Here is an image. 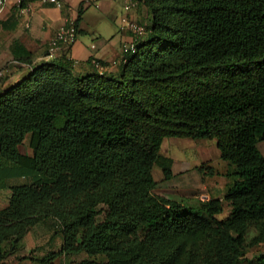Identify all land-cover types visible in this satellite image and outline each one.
<instances>
[{
    "label": "trees",
    "instance_id": "16d2710c",
    "mask_svg": "<svg viewBox=\"0 0 264 264\" xmlns=\"http://www.w3.org/2000/svg\"><path fill=\"white\" fill-rule=\"evenodd\" d=\"M140 6L151 23L116 75L76 73L70 46L33 65L14 43L15 60L33 66L0 91V190L11 191L0 264L50 218L63 245L34 264L82 254L80 264H243L264 243V0ZM169 137L217 140L238 178L228 217L217 218L221 199L188 206L155 193V165L173 177L160 154Z\"/></svg>",
    "mask_w": 264,
    "mask_h": 264
},
{
    "label": "crops",
    "instance_id": "0c3cea01",
    "mask_svg": "<svg viewBox=\"0 0 264 264\" xmlns=\"http://www.w3.org/2000/svg\"><path fill=\"white\" fill-rule=\"evenodd\" d=\"M118 1H123L125 4V0H62L65 8H58L54 4L38 0L22 8L17 5V0H8L0 15V91L18 82L31 70V66L43 60L56 32L62 26L77 19L82 2L85 11L79 26V33L76 41L70 45V56L75 61L76 73L84 75L99 71L111 75L118 74L125 55L124 46L133 39H138L124 27L122 19L126 16V12L117 15ZM93 5L96 8L94 12L90 11V6ZM143 12L146 13L147 22L150 21V14L142 6L131 12L132 19L142 23ZM83 35H87L92 41L90 47L80 42ZM16 42L22 46V49L17 52L18 55L24 56L25 50L28 51L33 65L15 60L12 50ZM63 48L67 46H63L59 52ZM10 195L9 189L0 190V209L8 205ZM54 233L61 235L60 226L54 219H47L31 229L21 241L20 249L24 248L25 241H29V249L32 252L43 248L48 244L47 238L52 239ZM37 235H43L46 241L40 238L35 240ZM24 257H29L32 261L37 256L31 253ZM59 259L66 262L75 261V257L61 256ZM9 261L7 264H21L17 260L11 261L10 257ZM57 263L58 260L54 261V264Z\"/></svg>",
    "mask_w": 264,
    "mask_h": 264
},
{
    "label": "rangeland",
    "instance_id": "374dc122",
    "mask_svg": "<svg viewBox=\"0 0 264 264\" xmlns=\"http://www.w3.org/2000/svg\"><path fill=\"white\" fill-rule=\"evenodd\" d=\"M122 4L124 6L123 1H118L117 15H121L124 12ZM90 11H96L94 5L90 6ZM128 16H131V14ZM141 16L143 17L142 25L149 26L151 20L147 22L146 13L143 12ZM89 39L87 35H83L80 38V42L90 47L92 41ZM28 139L29 137L20 149L22 153L28 154L30 152L31 154L32 150L28 146ZM258 147L264 155V139L260 141ZM160 154L172 161L173 177L166 180L163 169L160 165H155L153 175L157 182L156 194L182 202L188 206H196L200 201L209 199H221L224 200V210L217 215V218L220 220L225 219L231 214L232 207L229 202L225 201V197L238 178L235 175V167L221 158V151L218 148L216 139L194 140L191 138L169 137L164 139ZM253 234L255 232H252L251 236ZM42 236L37 235L34 239L40 238L42 241H46V238ZM63 241L64 236L62 233L61 235L54 233L52 239L51 237L47 238L48 244L43 248L36 249L34 252L29 249V241H25L24 248L20 249L19 245V250L16 254L10 256L11 261L17 260L21 264H32L35 260L37 262L51 252L59 251ZM31 253L37 256L32 260L33 262L30 261L29 257H24ZM263 254L264 243L250 248L245 255L243 264H255ZM13 256L16 257L14 258ZM59 258L57 259V264H80L83 259H86V255L82 254L75 257V261L72 262L61 261ZM25 259H29V261L24 263ZM8 262H10L9 258L5 264Z\"/></svg>",
    "mask_w": 264,
    "mask_h": 264
},
{
    "label": "built area",
    "instance_id": "2783aa9c",
    "mask_svg": "<svg viewBox=\"0 0 264 264\" xmlns=\"http://www.w3.org/2000/svg\"><path fill=\"white\" fill-rule=\"evenodd\" d=\"M44 3L54 4L58 8H63L64 4L62 0H41ZM8 0H0V15L6 6ZM21 0H17V5L20 6ZM138 8V0H125L124 11L126 12V17L123 19L124 27L128 32L132 33L134 36L138 37L144 34L146 31V26L142 23L132 19L131 12ZM77 39V30L74 25V22H71L68 25L62 26L55 34L53 39L50 41L48 52V59L53 58L61 50L63 46L72 45ZM123 51L125 53L135 52L136 51V40L133 39L127 43ZM99 67V66H98Z\"/></svg>",
    "mask_w": 264,
    "mask_h": 264
}]
</instances>
